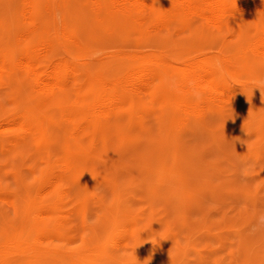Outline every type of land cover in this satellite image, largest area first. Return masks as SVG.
<instances>
[{"label":"bare ground","instance_id":"6f19581e","mask_svg":"<svg viewBox=\"0 0 264 264\" xmlns=\"http://www.w3.org/2000/svg\"><path fill=\"white\" fill-rule=\"evenodd\" d=\"M0 33V204L14 209L23 198L14 220L6 218L0 264L108 257L91 246L67 249L99 178L95 157L117 133L155 123L163 159L144 174L156 177L164 160L184 153L187 134L193 140L217 108L241 103L234 88H250L264 70V0H14ZM11 173L21 194L4 183ZM129 230L109 237L115 251Z\"/></svg>","mask_w":264,"mask_h":264},{"label":"rangeland","instance_id":"374dc122","mask_svg":"<svg viewBox=\"0 0 264 264\" xmlns=\"http://www.w3.org/2000/svg\"><path fill=\"white\" fill-rule=\"evenodd\" d=\"M6 1L0 0V18L9 13L14 0ZM2 36L0 33V45ZM260 75H264V70ZM226 80L232 84L230 79ZM234 89L241 103L217 108L207 119L205 126L209 127H204L207 131L201 129L203 133L197 129L196 133L191 132L193 140L189 134L185 137L186 149L182 155L179 154L180 157L177 155L179 158L184 156L187 160L184 162L190 163L184 176L181 173L185 168L181 169V165L185 164L182 163L184 159L179 161L180 168L179 163L175 162L179 160L177 156L173 159L172 156L168 159L164 156L166 160L163 166L160 165L158 175L154 177L149 174L163 159L160 157L163 140L155 123L150 129L139 128L131 131V134L124 132L114 135V140L111 139L105 146L104 155L95 157L96 163H101L99 167L94 163V171L100 173L99 178L89 185L91 202L88 201L87 209L84 208L86 211H83V217L80 216L78 222L80 227L71 234L74 235L71 238L73 242L67 244V249L77 251L91 246L109 254L108 257L98 256L95 264H122L121 254L132 252L134 245L137 253L129 264H146V260L148 264H264V227H256L258 216L264 214V94L258 88L253 89V93L251 88ZM221 111L224 113L220 114ZM216 120H221V123L217 124ZM258 121L262 122L259 124ZM198 131L203 134L197 135ZM190 147L198 157L194 155L192 159L193 150ZM187 149L189 156H185ZM188 159L192 160L189 162ZM145 171L149 173L144 174ZM174 171H179L180 174L176 175L180 180ZM8 176L4 178V183L7 181L11 184L10 190L14 188L13 191L21 194L22 183L17 175L11 173ZM29 176L28 181L36 175ZM147 176H150L152 183ZM27 178L24 182H27ZM107 180L113 181L115 186H110ZM20 197L14 209L7 210L0 204L3 206H0V239L4 236V230L10 229L7 228L9 221L14 220L18 208L22 207L23 198ZM122 218H127L128 222L125 219L122 222ZM123 226L130 228V241L124 244L125 249L115 251L109 237ZM61 255L56 258L47 255L43 263L62 264L66 255Z\"/></svg>","mask_w":264,"mask_h":264},{"label":"clouds","instance_id":"9594fccd","mask_svg":"<svg viewBox=\"0 0 264 264\" xmlns=\"http://www.w3.org/2000/svg\"><path fill=\"white\" fill-rule=\"evenodd\" d=\"M249 86L252 90V93H253V89L258 88L260 92L264 94V75H260L258 77L253 78ZM194 95L196 96L197 99H200V94L198 92L194 93ZM256 227L257 228L264 227V214L258 216ZM133 255H135V248L133 249L132 252L121 254L122 264H129V261L131 260V257ZM146 264H148V260H146Z\"/></svg>","mask_w":264,"mask_h":264}]
</instances>
